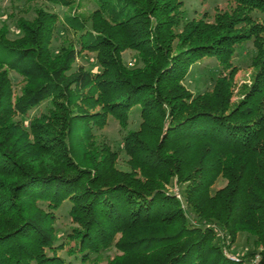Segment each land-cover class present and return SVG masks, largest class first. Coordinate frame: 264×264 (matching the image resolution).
<instances>
[{
    "label": "trees",
    "instance_id": "trees-1",
    "mask_svg": "<svg viewBox=\"0 0 264 264\" xmlns=\"http://www.w3.org/2000/svg\"><path fill=\"white\" fill-rule=\"evenodd\" d=\"M90 1L87 17L16 20L14 37L0 18V264H264V0H227L212 21L187 20L183 0ZM205 60L209 86L193 92ZM111 120L118 140L101 134ZM240 233L259 253L235 262L220 236Z\"/></svg>",
    "mask_w": 264,
    "mask_h": 264
},
{
    "label": "rangeland",
    "instance_id": "rangeland-1",
    "mask_svg": "<svg viewBox=\"0 0 264 264\" xmlns=\"http://www.w3.org/2000/svg\"><path fill=\"white\" fill-rule=\"evenodd\" d=\"M69 1L72 5L68 8L67 6H63L62 4L53 3L50 0H0V18L2 22H5L9 25V28L12 29L14 34L17 36L19 34L16 28V20L20 19H32L35 17L36 13L39 10H48V12L57 13L62 19L66 15H77L79 17H87L93 11V4L90 0H66ZM183 14L187 20L193 18H199L203 16L205 13L208 15V20L213 19L214 15L218 11H226L230 10L233 7V4L227 0H183ZM262 19V17H261ZM72 40V35H68L66 32L64 34H58L55 36L52 42V49L54 53H58L62 47H68V42ZM253 46L251 44H245L243 48L237 53L235 62L236 65L240 68L237 76H236V84L237 91H240L244 84H250L252 81V77L254 74V69L251 66V61L253 57ZM85 57H80L78 62L79 64L85 66L87 69L92 71H97V64L95 57L92 53H85ZM124 61L129 67H133L135 64V53L131 50H127L123 53ZM212 62L205 60L200 63L198 67L194 69V73L189 77L186 85L193 92L203 90L204 88H208L209 79L212 75L210 71V65L212 66ZM11 78L14 85V89L17 91L21 82V78L18 74L11 72ZM241 97L240 93H236L234 101H237ZM49 106L48 103H44L41 107L32 112V115H39L44 112ZM131 129L136 128V125H132ZM104 137L118 140L119 136V127L116 122L111 120L109 126L105 128V130L101 133ZM226 184V181L220 179L216 185L214 186L213 191H216L220 188H223ZM171 190V194L179 195L180 188L179 186L169 187ZM65 212V211H64ZM61 216V224L66 223L64 220L66 216L64 214H60ZM69 224H66L65 228H67ZM64 228V227H63ZM255 238L249 236L248 234H238L234 243H231L230 238H225L222 234L220 236V244L224 250L225 255L231 261H241L238 259L242 256L251 254L253 252L259 253V249H255ZM115 254L114 251L110 252V256ZM108 256V255H106ZM231 257L234 259H231ZM105 260V258H104ZM260 260V257L257 256L255 259L251 258V263L256 264ZM103 264V262H102Z\"/></svg>",
    "mask_w": 264,
    "mask_h": 264
},
{
    "label": "built area",
    "instance_id": "built-area-1",
    "mask_svg": "<svg viewBox=\"0 0 264 264\" xmlns=\"http://www.w3.org/2000/svg\"><path fill=\"white\" fill-rule=\"evenodd\" d=\"M178 197L180 196V195H177ZM231 259H233L232 257H231ZM234 260V259H233Z\"/></svg>",
    "mask_w": 264,
    "mask_h": 264
}]
</instances>
